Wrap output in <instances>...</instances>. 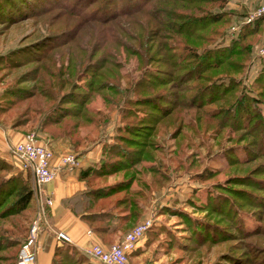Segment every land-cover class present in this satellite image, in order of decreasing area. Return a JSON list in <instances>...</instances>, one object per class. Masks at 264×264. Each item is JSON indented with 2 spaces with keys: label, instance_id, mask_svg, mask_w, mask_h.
Here are the masks:
<instances>
[{
  "label": "trees",
  "instance_id": "trees-1",
  "mask_svg": "<svg viewBox=\"0 0 264 264\" xmlns=\"http://www.w3.org/2000/svg\"><path fill=\"white\" fill-rule=\"evenodd\" d=\"M213 1L216 0H136L131 4V0H86L85 2L90 4L98 2L94 16L88 18L94 22V25H91L94 37L84 35L86 25L81 26L80 33L77 24L85 22L82 20V17H85L83 14L76 23H68L65 20L60 27L63 30L60 33L47 34L24 47L28 50L20 61L38 63L27 71L36 70V67L40 69H37L39 73H35L31 78L34 80L31 86L10 87L6 91L11 97L7 99L6 107H0V114L4 110L16 112L12 126H22L34 120L50 146L56 141H65L74 148H81L93 141L99 132V124L93 115L105 118L102 111L93 110L89 106L96 94L101 96L108 109L118 106L121 119H126V122L118 127L120 133L117 134V140L104 144L107 155H102L99 163L90 164L79 173V176L86 178L87 187L62 199V202L106 238L110 237L111 231H120V234H123L136 224L143 216L152 190L169 178L170 175L166 171L173 162L175 164L172 168L184 166L182 164L187 155L185 153L189 144L188 138L183 143H177L172 152L169 151L166 155V148L159 143L160 135L157 131L172 128L169 137L173 138L180 133V130L177 132L175 128L182 126L178 119L181 122L188 114L201 120L232 111V108L220 104L208 109V106L216 101L229 104V99L218 95L216 98H203L205 101L200 98L196 104L182 105L181 111L185 109L183 113L171 115L166 108L169 105L163 103L162 88L155 90L156 86L161 87L168 83L178 86V77L182 78L183 82H188L190 79L185 75L189 69L187 65H183L187 64L188 58L196 59L191 68L196 67L199 70L197 76L200 68L206 70L220 66L222 58L227 59L226 64L233 70L239 72L243 68L250 51V39L246 37L256 32L260 24L264 25V14L256 16L250 22H244L229 41L223 39L216 43L215 47L202 49L195 41L209 40L211 37L202 31L209 25L225 21L234 15L226 9L209 10L206 4ZM219 1L222 5L225 0ZM25 3L22 5L21 0H0V23L7 27L29 16L34 9V1L25 0ZM239 15L240 12L237 16ZM216 30L214 32L218 33ZM68 33L69 37L64 38ZM177 35L182 37L178 38ZM89 42L91 44H87ZM128 43L135 44L141 50L146 66L152 65L155 68L152 69L155 70L152 71L155 81L144 79L147 67L133 83L128 76L130 82L123 77L119 57L124 56L120 55L122 48L123 54L133 52L126 48ZM71 45H76L79 49ZM182 49L187 51L181 53ZM16 52L11 50L0 54V67L19 66V63L14 66L9 63ZM14 61L19 62V59ZM181 61L184 63L180 64ZM229 66L221 69L224 70L223 74L227 75ZM179 68H184L185 71L180 74L176 72L174 75ZM81 73L85 74L84 82L89 89L76 85L75 79ZM152 75L150 74V77ZM259 75L263 78L262 81H257L261 95L264 92V70ZM230 77L233 80V76ZM220 86H223L224 94L230 91L226 89L228 85L225 83L217 86L211 82L206 84L204 89L210 92L211 88ZM244 90H241L232 105L236 120L240 124L239 128L243 131L250 124H264L262 110L256 108V105L252 108L247 106L252 101L257 103L262 99L247 93L249 97ZM179 96L193 103L202 95L196 92L188 94L183 86ZM19 102L26 104L19 107ZM127 104L147 108L151 121L136 123L127 118ZM0 122H3L1 116ZM262 135L264 137V131ZM0 160L3 163V160ZM256 169H262V166L256 165L251 170ZM21 171L20 169L16 174L0 178V264H16L20 245L27 235L31 213L35 209L32 205L35 184L22 179ZM117 171H121L122 175L113 183L99 182ZM248 176L256 178L252 173ZM233 178L238 180L236 182L247 179L245 175H236ZM134 181L136 185H133ZM247 184L253 186L254 182L249 181ZM10 197L12 199L6 203ZM60 241L55 246L51 264H95L72 243L67 240Z\"/></svg>",
  "mask_w": 264,
  "mask_h": 264
},
{
  "label": "rangeland",
  "instance_id": "rangeland-1",
  "mask_svg": "<svg viewBox=\"0 0 264 264\" xmlns=\"http://www.w3.org/2000/svg\"><path fill=\"white\" fill-rule=\"evenodd\" d=\"M21 1L22 5L26 4L25 0ZM33 1L34 9L29 16L7 27L0 23V54H6L11 50L17 51L9 63L12 66L19 63V66H10V68L0 67V107L8 105L7 99L11 96L6 91L10 87H29L34 83L31 78L35 73H39L37 71V69H40L39 67H36V70L27 71L38 65V63H28L27 60H24L26 62L20 61V58L28 50L24 47L30 42L41 39L47 34L60 33L63 31L60 27L65 23V20L68 23L70 21L76 23L84 16L83 14H85V17H82V20L85 22L77 24L80 33L81 26L86 25L83 30L84 35L89 38L94 37L91 27L94 22L88 20V18L94 16L95 6L98 2L90 4L85 2L86 0ZM134 2L136 0H131L130 3ZM262 4H264V0H225L222 5H220L219 0L207 3L206 6L211 11L226 9L232 11L234 15L229 16L225 21L209 25L202 32L206 36H211L210 39L195 41V44L205 49L209 46L215 47V44L220 43L223 39L229 41L236 35V29L241 28L244 22L251 21L247 20L246 16ZM238 12L241 15L237 16ZM232 26H235V28H232ZM215 29L218 33L214 32ZM69 34L62 36L67 38ZM177 37L182 36L177 35ZM246 39H250L249 56L239 72L226 64V58H222L220 66L206 70L200 68V73L197 76L199 70L196 67L191 68L195 65L196 59L188 58L187 64H183L184 61L180 62V64L187 65L189 69L185 75L186 78L189 77L190 79L188 82H183L182 78L178 77L180 81L178 86H172L168 83L161 87H155L156 91L162 88V97H164V101H162L169 105L166 108L171 112V115L173 113H183L185 109L181 111L182 105L196 104L200 98V100L205 101L203 98H216L218 95L224 97V99H229V104L224 101H216L208 106V109L220 104L232 108V111L224 112L225 114L221 113L214 118L209 116L208 119L204 118L205 120H198V117L188 114L183 121L180 122L178 119L179 124H182V126L175 128L177 132L180 130V133H177L173 138L169 137L172 128L157 131L160 135L159 143L166 148V155L169 154V151L172 152V148L176 147L177 143H183L187 138L189 144L185 153L187 155L184 157L182 164L186 168L184 166L172 168V165L175 164L173 162L169 170L165 169L168 170L166 172L170 175L169 178L163 180L158 188L152 190L151 198L145 207L143 216L136 222L137 224L145 217L151 218V225L147 228L149 230H146L147 233L145 234L146 242L144 241V249L147 252L144 256H141L146 264H264V188L262 187L264 186V137L262 135L264 124H250L246 130H241L232 106L233 101L242 92L241 90H244L245 86L244 93L247 96H249L247 94L249 93L262 99L257 103L252 101L247 106L252 108L256 105V108L261 109L262 114H264V92L260 95L257 85L259 81L263 80L259 73L264 70V54H259L258 49L264 41V25L260 24L258 30L248 35ZM72 43L70 42V44ZM87 44H91V42ZM71 47L79 49L76 45H71ZM126 48L129 52L133 51L130 54H126V52L123 54V48V51L122 49L120 51V55L124 56L119 57V64L126 81L130 82L128 76L133 80L131 81L133 83L146 67L144 79L149 78V80L155 81L152 75V71H155L152 69L155 68L152 65L146 66V63H143L141 50L135 44L131 45L129 43ZM185 51L187 50L182 49L181 53ZM14 59H19V62H15ZM226 66H229L227 75L222 73L224 70H221ZM183 71H185L184 68H179L174 75L176 72L180 74ZM84 75L83 73L79 74L75 79V83L89 89V86L84 82ZM230 75L233 76V80ZM192 76L193 79H191ZM211 82L217 86L220 83H225L228 85V88H225L230 91L224 94V88L220 86L211 88L208 92L204 87ZM183 86L186 87L188 94L196 92V94L199 93L202 96L195 99L193 103L187 98L182 99L179 94L182 92ZM189 87L191 89H188ZM165 99L170 101L168 102ZM24 104L26 102H19L18 106L22 107ZM242 105H244V102ZM89 106L93 110L99 109L105 114V118H98L97 115H93L99 124L97 137L81 148H74L67 142L65 147L79 156L86 149L99 145L97 147L100 150L99 155H107L104 144L113 143L117 140V134L120 133L118 127L123 125L126 119H121L118 106L108 109L99 94L95 95ZM127 107L129 109L128 115H131L127 118L136 123L151 121V116L148 117L147 108L135 106L134 104H127ZM8 111L4 110L0 114L3 119L0 125L4 128L16 127L12 126L11 123L16 118L17 113L11 111L9 113ZM18 127L24 129L25 133L35 132L39 137L47 140L34 120ZM51 146L57 148L54 144H51ZM4 147L6 153L4 156L0 155V159L3 160V163L0 160V178H7L20 171L5 144ZM100 158L97 162H91V164L96 165L99 163ZM259 164L262 169L251 170ZM251 173L256 178L249 177L248 174ZM20 175L22 179L33 182L36 186L31 169H22ZM121 175L122 172L117 171L99 182L110 184L119 179ZM236 175H245L248 180L244 178L236 182L238 180L233 178ZM249 181L254 182V185H248ZM133 185H136L135 181ZM240 189L245 190L241 191ZM11 199L10 197L6 203ZM40 201L34 194L32 205L35 206V209L31 213V219L36 214Z\"/></svg>",
  "mask_w": 264,
  "mask_h": 264
},
{
  "label": "built area",
  "instance_id": "built-area-1",
  "mask_svg": "<svg viewBox=\"0 0 264 264\" xmlns=\"http://www.w3.org/2000/svg\"><path fill=\"white\" fill-rule=\"evenodd\" d=\"M262 14H264V4L246 16V19L252 20ZM258 52L264 54V41ZM5 145L18 169H31L38 187L54 180L61 172L72 171L80 164L79 156L75 152L69 149L56 151L47 140L42 139L35 132L25 133L22 139L16 141L5 138ZM40 200L38 210L28 224L27 235L20 245L16 264H37L36 251L41 220L46 205L51 203V198L46 195ZM150 225L151 218L145 217L126 231L119 241L107 245L94 243L86 252L92 258L105 264H137L130 259V253L135 249L139 239L144 236ZM57 238L68 240V235L59 231Z\"/></svg>",
  "mask_w": 264,
  "mask_h": 264
},
{
  "label": "crops",
  "instance_id": "crops-1",
  "mask_svg": "<svg viewBox=\"0 0 264 264\" xmlns=\"http://www.w3.org/2000/svg\"><path fill=\"white\" fill-rule=\"evenodd\" d=\"M24 134V129L21 127L4 128L0 125V155L4 156L6 153L4 147L5 138L10 141H16L22 139ZM53 144L57 147L53 148L56 151L67 148L65 147V141H56ZM97 147L99 145L86 149V151L79 155L80 165L72 171L61 172L54 180L40 187L35 186V196L37 199L44 198L46 195L51 198V203L46 205L41 220V229L37 240V264H51L55 246L61 242L57 238L59 231L65 232L68 235L67 241L84 252L95 264H100L101 262L92 258L86 252L94 243L107 245L119 241L124 236L125 233L120 234V231H111L110 237L106 238L94 230L85 219L78 213H75L66 203L62 202L63 198L87 187L86 178L79 176V173L90 165L91 162H97L102 156L99 155L100 150ZM145 234L146 232L139 239L134 249L135 251L133 250L130 253V259L134 263L146 264L141 259V256H144L147 252L144 249ZM136 248H138V252H136Z\"/></svg>",
  "mask_w": 264,
  "mask_h": 264
}]
</instances>
